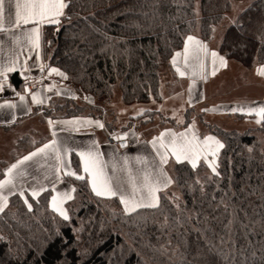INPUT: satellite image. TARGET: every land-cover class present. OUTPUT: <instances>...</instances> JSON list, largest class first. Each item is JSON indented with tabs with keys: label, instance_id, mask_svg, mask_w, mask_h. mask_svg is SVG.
<instances>
[{
	"label": "trees",
	"instance_id": "trees-1",
	"mask_svg": "<svg viewBox=\"0 0 264 264\" xmlns=\"http://www.w3.org/2000/svg\"><path fill=\"white\" fill-rule=\"evenodd\" d=\"M259 4L260 0H253L249 4L252 7L249 9L248 5L238 17L245 21L251 17L257 21L261 13ZM198 6L200 12L197 11ZM231 8L232 0H74L65 10L71 19H63L58 32L53 31L52 25L44 26L43 54L48 65L57 66L67 73V83L76 87L80 97L54 95L49 103L35 106L29 115L19 120L37 115L41 108L52 118L60 117L61 114L56 115L55 112H63V117H75L83 116L86 110L92 109L101 117L104 112L113 113L109 104L117 88L126 104L161 100L162 73L171 65L172 56L183 49L186 36L210 41L212 26L216 28L222 23ZM133 21L150 31L145 34L135 27L126 26ZM93 28H99L110 36L124 37L127 44L121 42L118 47L132 49L130 55L119 56L114 67L111 50H100L107 41L93 32ZM249 29L243 36L246 47L242 51H234L227 58L252 68L264 64V36L257 30L258 25H249ZM81 32L91 33L90 39L94 43L90 48H86L81 41ZM231 36L233 28L228 24L223 37ZM45 40H52L50 47L44 45ZM217 49L221 54L226 51L222 39ZM10 80L15 87L22 88L24 81L18 73H12ZM79 99L87 103L81 105ZM190 123L191 119H188L185 125ZM14 124L17 123L11 125ZM208 128L210 134L225 144L218 157L222 178L217 180L213 176L208 181L211 171L203 159L195 169L187 162L177 164L173 161L171 166L167 165V170L180 196L176 197L173 190L167 189L160 194L159 209L138 210L147 219V227L137 228L136 224L140 221L135 215H122L118 198L96 197L85 181L75 178L69 180L75 185L76 192L74 199L66 203V208L72 217L71 227L82 228L75 234L79 237L78 241H74L68 223L48 206L50 190L41 193L38 203L30 198L29 202L33 203L31 212L21 198L10 196L8 207L0 214V236L5 238L0 240V264H178V256H172L171 252L162 255L148 247L149 243L158 245L169 239L171 245L168 247H175L180 243L177 233L185 230L189 232V242L194 238L191 228L200 225H196L195 217L185 222L187 212H179L177 203L182 209L186 207L187 211H202L209 216H219L226 222L228 216L223 206H216L222 197L226 202L230 198V203L238 206L237 215L241 220L245 219L244 212L252 220L264 219V149L258 134L264 132V122L256 129L227 130L214 124H208ZM29 138L26 136L19 140L20 149L26 148ZM71 158L76 168L78 156L72 153ZM0 174L3 176L4 171ZM197 177L204 185L203 192L194 184ZM165 216L169 224L178 216L183 227L173 228L170 233L158 230V224ZM212 223L217 226L215 221ZM57 228L68 237V245L64 246L67 251L63 255L59 251V241L55 245L45 243ZM256 231H260L259 224ZM237 232L239 246L245 241L239 235L238 225ZM250 239L257 249L255 262L259 264L261 236ZM180 250H184L182 244ZM250 252L251 249L246 255L252 259Z\"/></svg>",
	"mask_w": 264,
	"mask_h": 264
},
{
	"label": "snow or ice",
	"instance_id": "snow-or-ice-1",
	"mask_svg": "<svg viewBox=\"0 0 264 264\" xmlns=\"http://www.w3.org/2000/svg\"><path fill=\"white\" fill-rule=\"evenodd\" d=\"M74 0H0V34L6 39H0V93L6 89L10 90L19 102L12 99L0 100V111L7 110L11 120L16 119V110L19 108L25 114L31 113L32 108L28 105V97L31 103L43 106L51 100L47 93L61 95L64 89L56 87L55 81L48 84H41L36 91H31L28 82H40L47 77L56 74L60 78L68 79L65 71L59 67L48 65L45 62L42 49V28L45 25L54 26L53 31L60 30L62 20L71 17L67 15L66 9L73 4ZM252 6L249 5V9ZM259 8L261 9L260 17L253 21L249 17L245 21L242 17H232L229 24L233 28V36L222 37L226 51L221 54L216 49H210L207 42L193 35H187L183 42L182 51H177L171 59V63L176 67V72L181 76H190L192 84L189 86V102H191L192 86L197 79L207 80L209 75L214 76L216 72L223 67H227V57L234 51H242L244 44L243 36L246 31L250 30L249 25H258V31L264 36V0H260ZM195 11V9H194ZM245 11V10H242ZM147 16V13H144ZM153 19L155 12H153ZM227 18V17H225ZM84 19H87L85 17ZM139 32L147 34L150 30L144 25L133 21L131 25ZM93 32L99 33L103 41L101 51L111 50L113 57V66L119 56L130 55L132 49L128 47L119 48L118 44L127 40L120 36H110L99 28H93ZM212 37L215 36L216 28H211ZM91 33L81 32L80 39L86 48H90L94 41L90 39ZM210 37V39L212 38ZM52 40H45L44 45L50 47ZM8 45V47H5ZM34 54V60L33 58ZM183 57L182 67L178 65V57ZM29 60L32 63L29 64ZM37 69L38 76L32 75V70ZM258 72L264 76V65ZM12 73H18L23 79V91H17L15 86L10 82L9 76ZM70 92V90H67ZM74 96V93H72ZM88 99V97H85ZM41 110H43L41 108ZM140 109L137 115L145 112ZM202 111H207L203 109ZM231 112H240L247 115L255 114L256 123L264 122V104L237 105L230 109ZM175 115V113H174ZM48 124L52 128V139L36 147L33 151L17 159L14 163L4 170V178L0 179V214L5 212L9 204L10 196H18L22 199L29 212L33 209V203L29 202L30 198L39 202L37 198L41 193L49 192L50 199L48 206L57 213L63 221L67 222L71 232L74 234V241H78V235L82 228L71 227L72 217L69 215L65 204L74 199L76 192L75 185L68 186V181L75 178L78 181H85L90 187L91 192L96 197L113 198L116 197L122 205V215L131 217L135 215L140 223L136 224L137 228L147 227V219L142 217L141 209H159L161 205V193L174 183L173 178L165 170L169 158H174L177 164L187 162L192 169L197 168L201 159L205 162L211 171L207 177L208 181L212 177L217 180L222 178L219 169L218 157L221 149L225 148L224 142L216 136L207 135L202 139L194 131L195 121L188 128L180 133L173 132L171 129H165L159 136L153 137L148 143L155 150L154 156L141 155L139 153L130 155L127 153L120 154L119 149L113 148L108 154L109 158L105 159V153L101 151L99 142L91 139L85 144L72 147L67 138H61L57 134L56 125H62L60 132H79L82 127H99L103 129L104 123L100 120L91 118L72 117L70 119L54 121L48 118ZM113 138L120 142V147L127 148L128 132L120 134H111ZM135 136V133H133ZM251 152L252 148L249 147ZM75 153L78 156L77 167L73 168L71 155ZM29 169H40L41 178L37 179ZM29 180L32 182L29 183ZM231 183V180L229 181ZM199 186L201 192L204 185L197 177L194 181ZM57 185H64L63 190H59ZM227 195V194H226ZM223 206L227 213V221L224 222L219 216H209L207 213L187 211L186 207L181 208L176 204L179 212H187L185 222H190L194 217L196 225H193L191 231L195 233L191 242L187 239L189 232H178L180 243L175 247L169 248L171 239L165 243L154 245L149 243L148 247L154 252L162 255L178 256V264H256L257 249L250 237L260 235V248L258 249L259 264H264V219L257 221L248 217L244 212V220L237 215V207L226 202L222 197L216 207ZM231 209V210H230ZM215 210V209H214ZM243 211V209H240ZM213 221L217 226H213ZM259 224L260 231H256ZM244 239V243L237 246L238 232ZM183 227L179 217L173 218V223L169 224L168 217L165 216L163 222L158 224V230H168L170 233L173 228ZM5 239L0 236V240ZM59 241L61 246L59 251L61 255L65 254L68 245V237L57 228L45 242L46 244L55 245ZM201 242H203L201 244ZM184 250H180V245ZM251 249L249 258L246 253ZM11 252V250H9ZM191 255V259H188ZM237 256L240 260L237 261ZM171 259V257H169ZM146 264V262H145Z\"/></svg>",
	"mask_w": 264,
	"mask_h": 264
},
{
	"label": "rangeland",
	"instance_id": "rangeland-1",
	"mask_svg": "<svg viewBox=\"0 0 264 264\" xmlns=\"http://www.w3.org/2000/svg\"><path fill=\"white\" fill-rule=\"evenodd\" d=\"M252 1L253 0H232V8L225 15L227 18H224L223 22L216 26L215 36L212 37L210 41L202 39L208 43L210 49L218 50L217 48L224 35L225 28L229 24V19L238 17L240 12ZM197 11L200 12L199 6L197 7ZM262 65L264 64H258L252 68H247L235 59H228L227 67L219 69L220 73L217 74L216 77H213L211 82L207 85L208 89L206 93L207 97L215 95L214 100L211 98L214 102H211L212 104L209 106L220 111L221 113H218L219 116L202 111L203 108L200 105L195 106L192 104L194 107H190L183 104H175L173 99L175 101H183L186 99L187 94H184L181 89L183 86H186L187 82L181 80L178 73H175L170 67H167L164 69L161 76V89L164 85L163 82H166V95L164 94V96H170L171 101L169 100L165 109L159 108L160 100H154L149 103L137 102L126 104L122 100L121 91L117 88L109 104L110 108L113 109V113L107 111L100 117L101 114L92 109L86 110L83 116L75 117H91L93 120H100L103 122L105 127L103 129L99 128L100 132L97 133L99 141L108 142L119 149H123V147H120L119 141V143L111 142V138H114L110 133H123L124 131L121 132L123 129H127L125 132L129 133L127 137L128 145L130 141H142L143 139L151 140L153 137L159 136L165 129L172 128L176 131L186 129L187 127L185 126H189L193 121H195L194 131L196 133H202V136L210 134L208 124H214L227 130L233 128L238 130H246L249 128L256 129L261 123H256L255 114L247 115L240 112H231L230 109L233 107L231 103L234 101L244 103L257 101V104L259 102L264 104V76L260 75L258 72V69ZM53 81L59 85L67 84L66 80L64 82L57 79V77L54 79H44V82L47 83ZM89 99L93 101L92 97H89ZM78 101L81 105L87 103L83 101V99H79ZM140 109H145L146 111L137 115ZM55 114L61 115L59 118H52L50 115L44 114L42 110H39L37 111V115L18 120L16 122L17 124H14V126H0V173L20 157L52 139V128L47 122L48 118L54 121L72 118L63 117V112H55ZM188 119H191V123L185 125ZM180 123L184 125L182 126ZM61 127L63 126L59 124L56 125L58 136L75 134L73 131L60 132L59 129ZM133 133H135V136H133ZM258 134L263 140L262 146L264 149V132L262 131ZM26 136L30 137L28 143H25L26 148L20 149L18 142ZM173 161L174 158L170 157L168 165L171 166ZM33 175L36 176L37 179L41 178V174L39 173H34ZM3 178L4 175L1 176L0 174V179ZM31 182L32 181L29 180V183ZM68 183L71 186L73 185L70 181H68ZM167 189L173 190V194L176 197L180 196V191L175 188L174 184H172L171 188L169 187Z\"/></svg>",
	"mask_w": 264,
	"mask_h": 264
},
{
	"label": "crops",
	"instance_id": "crops-1",
	"mask_svg": "<svg viewBox=\"0 0 264 264\" xmlns=\"http://www.w3.org/2000/svg\"><path fill=\"white\" fill-rule=\"evenodd\" d=\"M43 29H44V26L42 28V32H43ZM197 38H199V37H197ZM0 39H6V38L4 37L3 34H0ZM5 47H8V45H6ZM209 48H210V46H209ZM42 49H43V36H42ZM34 58L35 57H34V54H33V58L32 59L34 60ZM177 59H178V65L177 66H181L182 67L183 57L181 56V57H178ZM45 62L47 63L46 60H45ZM31 63H32V60H29V64H31ZM54 67H57V66H54ZM169 67L175 73H177L176 72V67L173 66L172 63H171V65ZM219 73H220V71L218 70L214 76L209 75L208 78H207V80H199V79H197L195 85L192 86V92H191L192 99H191V102H189V86L192 84V79H191L190 76H187V75L186 76H183V77H181L179 75L181 80H185L187 82L186 83V86L185 87L183 86V88L181 89L184 92V94H187V97L183 101H175L173 99L174 103L175 104H183V105L190 106V107H194L192 104H194L195 106L196 105H200V106H202L203 109H207V111H205V112H208L211 115L219 116L218 113H221V112L218 111V110H216V109H214L213 107H210L209 106L210 104H212L211 102H214L212 100H214L215 95L214 96H210V97H207L206 96L207 89H208L207 88L208 87L207 85L211 82V79H213V77H216L217 74H219ZM32 75L33 76H38L39 75L38 70L37 69H33L32 70ZM10 76H11V74H10ZM10 76H9V80H10ZM55 77H57V79H59L61 81H64V82H65V80H67V79H63L62 80V78H60L56 74H53L50 77V79H54ZM45 78L46 79L49 78V77H47V74H45ZM10 82H11V80H10ZM163 83H164V85H163V87L161 89V95H162V98H163L162 100L163 101L160 100V105H159V108L160 109H165L166 106L169 103V100L171 101V97L170 96H164V94H165V88H166L165 85H167V84H166V82H163ZM28 84H29V87H30L31 91H36L38 88H40L41 84H48V83L47 82H43L42 83V81H40V82H35V86H33L34 82L33 81H29ZM56 87L65 90V91L62 92L61 95L72 96V97H80V95L77 92L76 88L74 86L69 85L68 83L65 84V85L56 84ZM15 88H16L17 91H21V92L23 91V88H17V87H15ZM67 90H70V92L67 91ZM72 93H74V96L72 95ZM47 95H50L51 98H52L55 94L49 92V93H47ZM211 98H212V100H211ZM2 99H12V100H15V101L19 102V98L16 97L8 89H6L3 93H0V100H2ZM27 99H28V105H29V107L32 108V111H33L34 107L37 106V105L31 103L30 96ZM256 102H247V103H244V102L234 101L231 104L233 105V107L236 106V105H245V104H253V105H260L261 104V102H259L258 104ZM29 114L30 113L25 114L24 112H22L18 108L16 110V119H15V121H12L11 120V116L7 112V110L0 111V126H3V125L6 126V125H11L13 123H16L21 117L27 116ZM168 116H170V115H168ZM83 118H91V117H83ZM181 125L183 126L184 124H181ZM169 129H171L173 132H176V133H180V132H183V131L186 130V129H183V130H180V131H176V130H174L172 128H169ZM99 132H100L99 127H95V126H92V127H82L81 130L79 132H75V134H72V135H68V134L61 135L60 134L61 135L60 137L61 138H67L68 140H70V145L72 147H76L77 145L85 144L86 142H88L91 139H96L99 142V146H100L101 151L105 153V159H108L109 158L108 154L112 152V149L113 148L119 149V148L116 147V146H114V145H112V144H110V143H108V142H100L99 139H98V136H97V133H99ZM197 135L201 139L204 137V136H202V133H198L197 132ZM208 135H212V134H208ZM205 136H207V135H205ZM151 140H149V139L148 140L143 139L142 141H139V140L138 141H130L127 148H123V149L121 148V149H119V153L120 154L127 153V154H130V155H135V154L139 153L141 155L148 156L149 158H151L152 156H154V152H155V150L152 148L151 144L148 143ZM167 165H165L164 167H165V170L169 174V171L167 170ZM29 171H31L32 174H34V173L41 174V170L40 169H29ZM68 186L70 187L71 185L68 183ZM171 186L172 185H170L169 187L171 188ZM57 188L59 190H63L64 189V185H57Z\"/></svg>",
	"mask_w": 264,
	"mask_h": 264
},
{
	"label": "built area",
	"instance_id": "built-area-1",
	"mask_svg": "<svg viewBox=\"0 0 264 264\" xmlns=\"http://www.w3.org/2000/svg\"><path fill=\"white\" fill-rule=\"evenodd\" d=\"M44 82V80L42 81V83ZM111 142H117L119 143L118 141H115L114 139L111 138Z\"/></svg>",
	"mask_w": 264,
	"mask_h": 264
},
{
	"label": "water",
	"instance_id": "water-1",
	"mask_svg": "<svg viewBox=\"0 0 264 264\" xmlns=\"http://www.w3.org/2000/svg\"><path fill=\"white\" fill-rule=\"evenodd\" d=\"M120 134V133H119Z\"/></svg>",
	"mask_w": 264,
	"mask_h": 264
}]
</instances>
